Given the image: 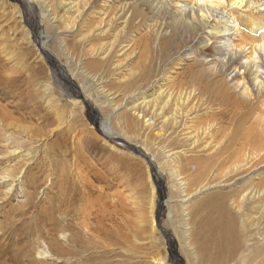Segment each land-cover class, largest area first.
Returning a JSON list of instances; mask_svg holds the SVG:
<instances>
[{
    "label": "rangeland",
    "instance_id": "1",
    "mask_svg": "<svg viewBox=\"0 0 264 264\" xmlns=\"http://www.w3.org/2000/svg\"><path fill=\"white\" fill-rule=\"evenodd\" d=\"M27 1L0 0V264H204L202 254L216 264L231 235L223 239L216 220L187 226L181 201L193 214L201 202L232 217L239 230H227L243 242L236 258L264 245V211L228 201L237 188L264 184V157L248 162L244 181L220 176L264 135V46L253 44L260 34L247 35V9L209 5L228 32L201 49L205 30L180 44L155 38L150 7L137 8L135 28L120 17L129 0ZM59 2L66 8L42 17L44 3ZM99 120L122 143L103 137ZM204 169V184L214 185L188 199Z\"/></svg>",
    "mask_w": 264,
    "mask_h": 264
},
{
    "label": "bare ground",
    "instance_id": "2",
    "mask_svg": "<svg viewBox=\"0 0 264 264\" xmlns=\"http://www.w3.org/2000/svg\"><path fill=\"white\" fill-rule=\"evenodd\" d=\"M21 1V0H20ZM54 3H55V0H52ZM29 4L30 3H32V5H33V3H35V2H37V1H35V0H28L27 1ZM39 2L41 3V1L39 0ZM225 3H227V5H231V6H239V7H244L245 9H247L246 10V13H244L243 14V16L245 17V20L247 21V23H248V25L250 26V30L251 31H253V30H258V32H251V31H247V35H250V36H256V35H258V34H260V38L258 39V40H252L254 43L253 44H255L257 47H260L261 49H262V47L264 46V0H190V2L189 3H179V2H176V0H129V3L128 4H124L122 7L121 6H119V7H121L123 10H122V13L120 14V17L121 18H124V17H126V15H128V18H129V20H131L132 21V23L134 22L135 23V28H139V27H141V20H138L137 18V16L135 17L134 16V13L135 12H139V13H141V11L140 10H137V8L138 7H150V8H153V9H155V13L154 14H156L155 15V18L154 19H156V21H155V24H154V26H152V29H153V35L155 36V38H158V37H160V36H162L161 38L162 39H168L169 41H171L172 43H176V41H177V37H178V41H179V44H180V42H183L184 41V39H189V38H192V39H194L195 38V35L198 33V32H201V31H203V30H205L204 31V35H203V37L202 38H200V40L199 39H197V41H198V45L197 46H200V47H202L201 49H203V48H206L208 45H207V43L211 40V39H218L219 37L218 36H220V35H222V34H225L226 32H228V30L226 29V28H224L223 26H220V24H218V21H215V18L214 17H212V9L210 8V7H208L209 5L211 6L212 4H214V6H219V7H224V5H225ZM45 5H43L44 6V8H41L42 10H41V15H42V17H49L51 14L52 15H54V14H57L56 12H57V10H58V7H61V6H63L62 7V10H63V8H66V5H63L61 2H59L58 3V5H57V8L55 7V5H53V4H46V3H44ZM56 4V3H55ZM37 5H39L38 3H37ZM150 8H147V9H150ZM32 9V8H31ZM152 10V9H151ZM214 10V9H213ZM212 11V12H211ZM215 11V10H214ZM33 12V11H32ZM60 12V11H59ZM70 12V10L69 9H67V10H65L64 11V13L63 14H66V13H69ZM25 13V12H24ZM35 13V12H34ZM152 13V15H154ZM80 13L78 12V15H79ZM139 15V14H138ZM54 17V16H53ZM52 17V18H53ZM132 17V19H130ZM127 17L125 18L126 20L128 19ZM46 19V18H45ZM136 20H138V21H136ZM228 22V21H227ZM163 28V29H162ZM71 29V28H70ZM160 30V31H159ZM71 31H73V29H71ZM74 32V31H73ZM72 32V33H73ZM199 34V33H198ZM209 44V43H208ZM90 92V91H89ZM189 94V93H188ZM186 95V94H185ZM76 96V95H75ZM187 97V96H186ZM71 98V97H70ZM178 98V97H177ZM188 98V97H187ZM82 100H84V98L82 99ZM180 100V99H179ZM74 101H77V100H74ZM178 101V100H177ZM225 101V100H224ZM78 102V101H77ZM165 106V105H164ZM225 109H226V107H225ZM7 115V114H6ZM6 118H7V116H6ZM9 118V117H8ZM154 118V117H153ZM152 118V119H153ZM10 119V118H9ZM143 119V118H142ZM141 119V120H142ZM147 121H150V120H145V121H143V123H147ZM152 121V120H151ZM72 122V121H71ZM11 123V122H10ZM96 123H98V125L100 126V128L102 129V131H103V133L104 134H106V136L107 137H116L115 136V132H113L112 131V129H110V127H109V123L107 122V121H100L99 120V122H96ZM135 123V122H134ZM7 125V124H6ZM14 125V124H13ZM97 125V126H98ZM139 125V124H138ZM7 126H9V125H7ZM15 126V125H14ZM129 126V125H128ZM143 126V125H142ZM147 126V125H146ZM15 128V127H14ZM98 128V127H97ZM26 131H28V130H26ZM19 132V131H18ZM29 132V131H28ZM16 135V134H15ZM18 135H19V133H18ZM25 135H27L28 136V134L26 133ZM33 135H34V133H33ZM22 136V135H21ZM10 137V136H9ZM32 137V136H31ZM35 137V136H34ZM34 137H32V139H34ZM249 136H247L246 138H248ZM12 138V137H11ZM30 138V137H29ZM39 138V137H38ZM42 138V137H41ZM118 138V137H117ZM13 139V138H12ZM128 139V138H127ZM31 140V139H30ZM247 140V139H246ZM11 142V141H10ZM12 142H13V140H12ZM11 142V143H12ZM249 142L252 144L250 147H249V149H248V151H247V149L245 150V152L242 154V156H241V154H239L237 157H236V159L230 164V162H229V166L231 167V168H226L225 166H221L220 167V170L221 169H225L226 168V171H224L220 176L221 177H226V175H229V174H232L231 176V179L229 180V183L231 184V183H233V184H237L240 180H245V178L244 177H242V175L243 174H245V173H247V172H243V170H244V168L246 167V165H248V162H249V164L252 162V160L254 159V158H263L264 157V135H260V136H258L257 138H254V139H252V138H250V140H249ZM5 143V142H4ZM15 143V142H14ZM13 143V144H14ZM28 143V142H27ZM23 146H25V145H23ZM27 146V145H26ZM28 146H29V144H28ZM0 147H1V144H0ZM3 147H5V145H3L2 146V148ZM1 148V149H2ZM29 148H30V146H29ZM4 149V148H3ZM28 149V148H27ZM25 150V149H24ZM11 151V150H10ZM26 151V150H25ZM4 152V151H3ZM5 152H7V151H5ZM20 152V151H19ZM24 152V151H23ZM33 152H35V151H33ZM32 152V153H33ZM64 152V151H63ZM67 152V151H66ZM247 152V153H246ZM16 153V152H15ZM235 152H233L232 153V155L234 154ZM19 154V153H18ZM60 154H62V153H60ZM65 154V153H64ZM9 155V154H8ZM11 155V154H10ZM9 155V156H10ZM23 155V154H22ZM25 155V154H24ZM18 157H19V155H18ZM148 158V163H153V160L151 159V158H149V157H147ZM5 159V158H4ZM8 159V158H7ZM264 159V158H263ZM6 160V159H5ZM10 160V159H9ZM24 160V159H23ZM258 160H260V159H258ZM1 161H2V158H1ZM11 161V160H10ZM22 161V160H21ZM29 161V160H28ZM36 161V160H35ZM31 162V161H30ZM30 162L28 163V164H30ZM199 162V161H198ZM23 163V162H22ZM24 164V163H23ZM26 164V163H25ZM21 165V164H20ZM153 165V164H152ZM228 165V164H227ZM7 166H9V165H7ZM30 166V165H29ZM159 166V165H158ZM201 166V165H200ZM208 166V165H207ZM229 166H227V167H229ZM24 167V166H23ZM26 167V166H25ZM32 167V166H31ZM155 167V166H154ZM186 167V166H185ZM192 167V166H191ZM202 167H204L203 165H202ZM199 168V167H198ZM208 168V167H207ZM216 168V167H215ZM20 169L22 170V168L20 167ZM25 169V168H24ZM28 169V168H27ZM33 169V168H32ZM155 169V168H154ZM157 169V168H156ZM199 169H201V168H199ZM20 170V171H21ZM161 170V169H160ZM194 170H195V168H194ZM208 170V169H207ZM8 171V170H7ZM24 171V170H23ZM157 172L156 173H158L159 171L158 170H156ZM189 171V170H188ZM210 171V169L208 170V172ZM1 172V171H0ZM162 172V171H161ZM196 172H197V169H196ZM208 172L204 169V173H202V175H201V173H200V175L202 176V177H198V178H200V183H198L197 182V180H198V178L195 180L196 181V183H198L199 185H197V187L198 188H195L194 187V190L193 191H190L189 193H188V199H195V197H197V195H198V193H200V191H201V188H204L205 186H209V184H211V183H209V184H204V181H206L207 180V178H208ZM33 173V172H32ZM192 173V172H191ZM210 173V172H209ZM24 174V173H23ZM193 174H195V173H193ZM160 175V174H159ZM189 175H190V173H189ZM192 175V174H191ZM193 176V175H192ZM197 176V175H196ZM230 176V175H229ZM1 177V176H0ZM20 177V176H19ZM195 177V176H194ZM219 177V176H218ZM22 178V177H21ZM158 178V177H157ZM230 178V177H229ZM13 179H15V178H13ZM26 179V178H25ZM191 179V178H190ZM213 179V178H212ZM1 180V179H0ZM47 180V179H46ZM215 180H217V179H215ZM2 181V180H1ZM5 181V180H4ZM3 181V182H4ZM8 181V180H7ZM48 181V180H47ZM214 181V180H213ZM209 182V181H208ZM5 183V182H4ZM11 183V182H10ZM204 184V185H203ZM213 185H214V183H212ZM211 184V185H212ZM215 185H216V183H215ZM220 185V184H219ZM223 185H224V182H223ZM264 185V184H263ZM262 184H261V187H257V185H256V187H245V188H243V187H240V188H237L238 190L236 191L235 190V194H236V197H234L233 198V200H232V197L234 196V194H230L231 196L228 198V201L229 202H231V206H233V207H236V208H239V210L243 207V205H242V203H244V201H248L251 205H252V209H253V211L255 210V209H257V210H260V211H262V213H263V211H264V205H261V206H257V203H259L261 200H262V198H264V186H263ZM9 186V185H8ZM254 186V185H253ZM260 186V185H259ZM10 187V186H9ZM201 187V188H200ZM208 188H211V187H208ZM217 188H218V186H217ZM10 189V188H9ZM20 189V188H19ZM23 189V188H22ZM213 189H215V188H213ZM24 190V189H23ZM28 190V189H27ZM210 190V189H209ZM207 191V190H206ZM205 191V192H206ZM208 193V192H207ZM216 193H218V192H216ZM220 194H223V193H220ZM19 195V194H18ZM20 195H21V193H20ZM217 195V194H216ZM228 195V194H227ZM226 195V196H227ZM220 196V195H219ZM224 196H225V194H224ZM60 197V196H59ZM187 197V196H186ZM221 197H223V196H221ZM20 198V197H19ZM224 198V197H223ZM172 199V198H171ZM205 199V198H204ZM222 199V198H221ZM24 200V199H23ZM201 200V199H200ZM218 200V199H217ZM169 201V200H168ZM187 201V200H186ZM202 201H203V199H202ZM205 202H206V200H204ZM224 201V200H223ZM65 202V201H64ZM188 202V201H187ZM247 202V203H248ZM60 203V202H59ZM182 204L183 206H180L181 208L182 207H184L183 208V210H184V215H185V218L187 217V219H185V221L187 222L186 223V225L188 226L189 225V220H191V219H194V222H195V219L198 221V223H201V225H204V224H207L208 225V223H212L213 221L215 222V220H216V226H217V231L219 230V234H220V236H224V238L223 239H225V233H226V235L228 236L227 237V239H229L230 238V235H231V239H232V241L230 242V243H228L227 242V240L226 241H224V242H226L227 243V245H225L224 244V246H222V248L224 247V249H225V246H227V248L226 249H228V250H226L227 251V255H225L224 254V252H226V251H224L223 253L221 252V249L222 248H217L218 249V251L219 252H221L222 253V255H223V258L221 259V258H219V260L217 259V263H216V261L214 262H212V263H216V264H264V245H261L260 247H257L256 249H251L250 251H248V253L245 255V254H243L241 257H239V258H236V256H237V254H239V251H238V247L240 246H238V243L240 244L242 241L240 240L241 238H238L239 240H237V239H234V238H232V233H234V232H231V234H230V232H229V230H227V229H230L231 227H234V226H232V222H234V221H232V217L231 216H229L228 214H226V216H224L223 214L220 216L221 218L219 219V216L217 215L218 213H216V215L214 216V213L215 212H212L211 210H207V212H206V208H202L203 206H202V203L200 202V203H198V202H196L197 204V207L194 209H192V210H196V214H193L191 211H189V206H186L185 204V201H181V202H179V204ZM185 203V204H184ZM195 203V202H194ZM220 203H221V201H220ZM249 203L247 204V205H249ZM63 204V203H62ZM65 204V203H64ZM63 204V205H64ZM228 204V203H227ZM222 205V204H221ZM246 205V204H245ZM179 206V205H178ZM191 206H193L194 207V205L192 204ZM202 206V207H201ZM219 206V205H218ZM223 206H225V205H223ZM19 206H17V208H18ZM61 207H62V205H61ZM179 207V208H180ZM215 207V206H214ZM229 207V206H228ZM178 208V209H179ZM217 208V207H216ZM191 209V208H190ZM230 209V208H229ZM232 209V208H231ZM13 210V209H12ZM218 210V209H217ZM228 210V209H227ZM14 211V210H13ZM80 211V210H79ZM221 211H223V210H221ZM181 212V211H180ZM205 212H206V214H205ZM227 213H229V211H226ZM18 213H19V211H18ZM77 213H79V212H77ZM231 213V212H230ZM256 213V212H255ZM20 214V213H19ZM76 214V213H75ZM182 214V213H181ZM219 214H221V212L219 213ZM235 215H236V212L234 213ZM242 214H244V213H242ZM248 214V213H247ZM95 216H93L94 218L97 216L96 214H94ZM104 215H106V214H104ZM193 215V216H192ZM235 215H234V217H235ZM262 215V214H261ZM171 216V213H169V216L168 217H170ZM194 217V218H192V217ZM224 216V217H223ZM244 216V215H243ZM248 216V215H247ZM79 217V216H78ZM84 217V216H83ZM86 217V216H85ZM84 217V218H85ZM92 217V218H93ZM182 218H183V215L181 216ZM180 217V218H181ZM188 217H191L190 219L188 218ZM241 217H242V215H241ZM250 217V216H249ZM262 217H263V215H262ZM93 218V219H94ZM102 218H103V216H102ZM104 218H105V216H104ZM108 218H109V216H108ZM226 218V219H225ZM246 218V220H245V222L247 221V220H249V219H247V217H245ZM244 218V219H245ZM51 219V218H50ZM242 219H243V217H242ZM54 220V219H53ZM181 220V219H180ZM179 220V221H180ZM184 220V219H183ZM103 221H104V219H103ZM105 221H107V220H105ZM110 221V220H109ZM196 221V222H197ZM236 221V220H235ZM112 222V221H111ZM172 222V221H171ZM181 222V221H180ZM226 222V223H225ZM239 222V221H238ZM254 222V221H253ZM54 223H56V222H54ZM193 223V222H192ZM250 223V222H249ZM249 223H247V224H249ZM234 224H235V222H234ZM233 224V225H234ZM182 225V224H181ZM185 225V226H186ZM240 225V224H239ZM243 225V224H242ZM23 226V225H22ZM184 226V227H185ZM186 226V227H187ZM191 226V225H190ZM209 226V225H208ZM244 226V225H243ZM260 226V225H259ZM33 227V226H32ZM67 227H69V226H67ZM183 227V226H182ZM184 227H183V229H184ZM197 227V226H196ZM210 227V226H209ZM212 227V226H211ZM230 227V228H229ZM236 227H238V225L236 226ZM236 227H234V228H232V229H235ZM25 228V227H24ZM31 228V227H30ZM41 228V227H40ZM213 228V227H212ZM240 228V227H239ZM198 229V228H197ZM215 229V230H216ZM232 229H230V230H232ZM238 228H236V230H237ZM211 230V229H210ZM213 230V229H212ZM211 230V232L213 233V231H214V235H215V233H217V231L215 232V230H213L212 231ZM239 230V229H238ZM96 231V230H95ZM98 231V230H97ZM96 231V232H97ZM99 231H101V230H99ZM184 232H185V230H183ZM187 231H190V230H187ZM186 231V232H187ZM195 231V230H194ZM198 231V230H197ZM204 231H206V230H204ZM209 231V230H208ZM232 231H235V230H232ZM246 230L244 229L243 230V234H244V232H245ZM185 232V235L187 234ZM191 232H192V230H191ZM263 232V231H262ZM208 233H210V232H208ZM236 233L237 234H239L238 233V231L237 232H235V236H237L238 237V235H236ZM247 233V232H246ZM261 233V232H260ZM204 234V233H203ZM213 234H211V235H213ZM219 234H217V235H219ZM264 234V233H263ZM262 234V235H263ZM187 235H189V234H187ZM208 235V234H207ZM201 236V235H200ZM219 236V237H220ZM259 236L261 237V235L259 234ZM264 236V235H263ZM184 237V236H183ZM192 237H194V235L192 236ZM209 237H211V236H209ZM214 237V236H213ZM242 237V236H241ZM179 238V237H178ZM182 238V237H181ZM185 238V237H184ZM189 238V237H188ZM205 238H206V236H205ZM204 238V239H205ZM215 238H216V236H215ZM222 238V237H221ZM221 238L220 239H218V240H220L221 241ZM186 240H187V238H185ZM198 239V238H197ZM197 239H196V241H197ZM210 239H212V237L210 238ZM214 239V238H213ZM223 239H222V241H223ZM93 240V239H92ZM180 240V239H179ZM183 240V239H182ZM190 240V239H189ZM191 240H193V239H191ZM199 240V239H198ZM214 240H216V239H214ZM243 240V239H242ZM245 240V239H244ZM30 241H31V239H30ZM30 241H29V243H30ZM38 241H39V239H38ZM69 241V239L67 240V242ZM194 241V240H193ZM193 241H190V243H192ZM199 241H201V240H199ZM206 241H208V240H206ZM218 242V243H221V242ZM239 241H241V242H239ZM34 242H36V241H34ZM33 242V243H34ZM72 242V241H71ZM70 242V243H71ZM79 242L81 243V241L79 240ZM78 242V243H79ZM185 242V241H184ZM204 242V241H203ZM209 242H210V240H209ZM214 242V241H213ZM254 242V241H253ZM73 244H74V242H72ZM83 243V242H82ZM99 243V242H98ZM186 243V242H185ZM194 243V242H193ZM192 243V244H193ZM200 243V242H199ZM215 243H217V241L215 242ZM243 243V242H242ZM241 243V244H242ZM180 244V243H179ZM186 244H188V243H186ZM196 244H198V242L196 243ZM211 244L213 245V243H212V241H211ZM221 244H223V243H221ZM229 244H230V246L231 247H229ZM255 244V243H254ZM257 244V243H256ZM255 244V245H256ZM57 245V244H56ZM72 245V244H71ZM78 245V244H77ZM77 245H75V246H77ZM84 243H83V247H84ZM203 245V244H202ZM211 245V246H212ZM215 245V244H214ZM213 245V247H215ZM70 246V245H69ZM218 245H216V247H217ZM219 246H220V244H219ZM218 246V247H219ZM66 247V246H65ZM71 247H73V246H71ZM79 247V246H78ZM81 248H83L82 246H80ZM86 247V246H85ZM84 247V248H85ZM195 247V246H194ZM199 247V246H198ZM61 248V247H60ZM67 248V247H66ZM86 248H88V247H86ZM85 248V249H86ZM188 248V247H187ZM200 248V247H199ZM203 248V247H202ZM231 248H232V250H231ZM193 249V248H192ZM191 249V250H192ZM212 249V248H211ZM240 249V248H239ZM76 250H78V248L76 249ZM196 250V249H195ZM200 250V249H199ZM202 250V249H201ZM200 250V251H201ZM203 252H205V249L203 248ZM68 251V250H67ZM75 251V250H74ZM202 251L201 252H198V253H203ZM241 252V251H240ZM71 253V252H70ZM184 253L186 254V252L184 251ZM193 253V252H192ZM206 253V252H205ZM66 254V253H65ZM73 254H75L74 252L72 253V255ZM194 255H195V253H194ZM193 255V257H196V255L194 256ZM198 255V254H197ZM206 255V254H205ZM221 255V254H220ZM227 256H228V258H227ZM184 257V256H183ZM199 259H200V261H202L203 259H205V261H203V262H205V263H207L206 262V260H207V258L205 257V258H202L203 257V254H202V256H200L199 255ZM185 258V257H184ZM202 258V259H201ZM195 259V258H194ZM215 259V258H214ZM183 260V259H182ZM185 260V259H184ZM196 260H198V256H197V259H195V261ZM213 260V259H212ZM194 262V261H193ZM196 262H198V261H196ZM203 262H201V263H203ZM195 263V262H194ZM193 263V264H194ZM204 263V264H205ZM209 263H210V261H209ZM196 264V263H195Z\"/></svg>",
    "mask_w": 264,
    "mask_h": 264
},
{
    "label": "water",
    "instance_id": "3",
    "mask_svg": "<svg viewBox=\"0 0 264 264\" xmlns=\"http://www.w3.org/2000/svg\"><path fill=\"white\" fill-rule=\"evenodd\" d=\"M44 57L46 58V60L48 61V63L50 64V66L54 69V70H57L58 69V65L56 64V61L53 59V57L51 55H48V54H44ZM85 106L86 108L89 110L90 107L85 103ZM88 116L90 117V120L94 119L95 118V115L94 113L91 111H88ZM94 117V118H93ZM98 130V132L105 138L109 139V140H115L116 142H121L122 143V140L116 138V137H107L106 134H103L102 133V129L100 128H96ZM124 143V142H123ZM161 211H162V206L160 205L158 207V211H157V214H156V219L157 221H159V218H160V214H161Z\"/></svg>",
    "mask_w": 264,
    "mask_h": 264
}]
</instances>
